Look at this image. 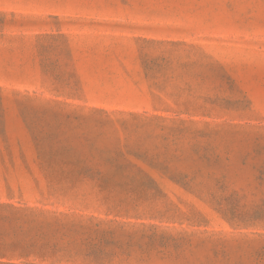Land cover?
I'll return each instance as SVG.
<instances>
[{"label":"rangeland","instance_id":"obj_1","mask_svg":"<svg viewBox=\"0 0 264 264\" xmlns=\"http://www.w3.org/2000/svg\"><path fill=\"white\" fill-rule=\"evenodd\" d=\"M0 264H264V0H0Z\"/></svg>","mask_w":264,"mask_h":264}]
</instances>
